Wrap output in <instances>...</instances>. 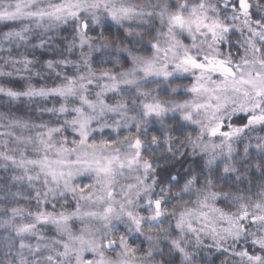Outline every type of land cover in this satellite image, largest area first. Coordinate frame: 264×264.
<instances>
[{
	"label": "snow or ice",
	"instance_id": "obj_1",
	"mask_svg": "<svg viewBox=\"0 0 264 264\" xmlns=\"http://www.w3.org/2000/svg\"><path fill=\"white\" fill-rule=\"evenodd\" d=\"M0 264H264V0H0Z\"/></svg>",
	"mask_w": 264,
	"mask_h": 264
}]
</instances>
